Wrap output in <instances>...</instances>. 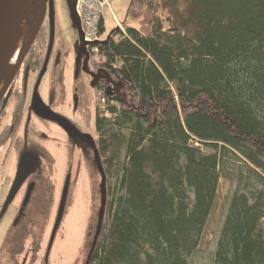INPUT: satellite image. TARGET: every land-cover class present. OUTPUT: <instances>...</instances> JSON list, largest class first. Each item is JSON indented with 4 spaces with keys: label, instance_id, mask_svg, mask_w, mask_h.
Returning a JSON list of instances; mask_svg holds the SVG:
<instances>
[{
    "label": "trees",
    "instance_id": "1",
    "mask_svg": "<svg viewBox=\"0 0 264 264\" xmlns=\"http://www.w3.org/2000/svg\"><path fill=\"white\" fill-rule=\"evenodd\" d=\"M126 15L138 27L88 55L107 108L95 102L105 211L84 264H188L221 171L236 183L210 264H264V0H130Z\"/></svg>",
    "mask_w": 264,
    "mask_h": 264
},
{
    "label": "rangeland",
    "instance_id": "2",
    "mask_svg": "<svg viewBox=\"0 0 264 264\" xmlns=\"http://www.w3.org/2000/svg\"><path fill=\"white\" fill-rule=\"evenodd\" d=\"M108 2L109 6H104L102 11L104 37L116 28V20L122 23L123 30L126 26L138 27L139 21L127 18L126 15L130 0H108ZM43 25L48 28L51 50L55 51L58 57L65 90L70 95L76 80V84L90 95L92 101L94 100L93 108L89 111V121L85 124V131L96 139L94 108L97 96L92 86V68L82 42V35L71 21L65 0H51V9L48 8ZM69 101L71 102V97ZM111 105L118 107L115 102H111ZM99 108L103 111L105 109ZM63 109L65 110V107ZM48 147L51 148L50 143ZM202 149L204 152H210L204 147ZM52 152L57 164L52 167L50 176L57 183L58 192L53 196L52 209L46 223L28 229L29 233L24 239L23 249L17 254L18 264L23 261L24 264H84L105 211L101 166L96 152L90 150L89 154L82 155L79 150H75L70 155L61 148H56ZM69 158L73 164L70 191L59 227L47 252L60 199L59 187ZM13 167V163L7 164L2 175L3 185L13 174ZM235 183V171H230L227 175L221 171L211 212L200 235L198 248L188 259V264H210ZM1 195L3 193L0 192V200ZM15 210L16 205L11 202L6 211L0 213V264H9L5 243Z\"/></svg>",
    "mask_w": 264,
    "mask_h": 264
},
{
    "label": "flooded vegetation",
    "instance_id": "3",
    "mask_svg": "<svg viewBox=\"0 0 264 264\" xmlns=\"http://www.w3.org/2000/svg\"><path fill=\"white\" fill-rule=\"evenodd\" d=\"M37 42L39 46H35ZM33 43L0 97V213L11 202L16 205L5 249L22 230L46 223L53 196L58 192V185L50 176L57 164L52 151L61 148L71 155L79 150L84 155L95 146V139L85 131L94 100L76 80L70 95L65 90L56 52L50 44L42 48V27ZM23 154L28 155V170L8 201ZM9 162L14 171L3 185L2 175ZM72 168L69 158L59 198L68 172L70 191Z\"/></svg>",
    "mask_w": 264,
    "mask_h": 264
},
{
    "label": "water",
    "instance_id": "4",
    "mask_svg": "<svg viewBox=\"0 0 264 264\" xmlns=\"http://www.w3.org/2000/svg\"><path fill=\"white\" fill-rule=\"evenodd\" d=\"M16 1L17 0H0V73L2 71V66L4 63L6 51H7L9 42H10V30H11L12 20H13V16H14L15 7H16ZM65 1L67 4V7H68V11H69L71 21L79 29V31L82 35V42H83V45L85 47L86 43L83 40V33L81 31L80 21L78 19L76 11H75V0H65ZM28 2L32 8L33 17H32V21H31L30 27H29V32L27 35V42L24 45L22 52L20 53V56L16 62L14 69L7 71L6 83H5V85L1 91L0 97L3 93V91L5 90L6 86L10 82L13 74L15 73L17 68L19 67L21 61L23 60V58L25 56V54L27 53L30 46L32 45L40 27L43 24V20H44L46 13H47V9L48 8L51 9V0H28ZM27 163H28V155L23 154L22 159H21V163H20V167H19V170H18L16 178H15L14 185H13V187L10 191V194L8 196V199H7L8 201L12 198L17 187L19 186V184L22 182L23 178L25 177L27 170H28L27 169V165H28ZM69 184H70V172H68L65 176V180L63 183V187H62V191H61V195H60V199H59V203H58V207H57L55 220H54L52 230H51V234H50L47 252L49 251V249L51 247L53 238H54L55 233L59 227L60 221H61L63 213H64V209H65V205H66V201H67V197H68ZM21 264H24V261Z\"/></svg>",
    "mask_w": 264,
    "mask_h": 264
},
{
    "label": "bare ground",
    "instance_id": "5",
    "mask_svg": "<svg viewBox=\"0 0 264 264\" xmlns=\"http://www.w3.org/2000/svg\"><path fill=\"white\" fill-rule=\"evenodd\" d=\"M32 17V8L28 0H17L10 30V42L0 73V94L6 83L7 71L14 69L20 53L27 42Z\"/></svg>",
    "mask_w": 264,
    "mask_h": 264
},
{
    "label": "built area",
    "instance_id": "6",
    "mask_svg": "<svg viewBox=\"0 0 264 264\" xmlns=\"http://www.w3.org/2000/svg\"><path fill=\"white\" fill-rule=\"evenodd\" d=\"M104 6H109L108 0H75V10L80 21L83 39L88 47L96 41L101 40L99 25L103 17L102 11ZM116 25L122 29L120 22L117 20ZM97 94L100 96V106L104 107L106 100L102 95V91H98Z\"/></svg>",
    "mask_w": 264,
    "mask_h": 264
}]
</instances>
